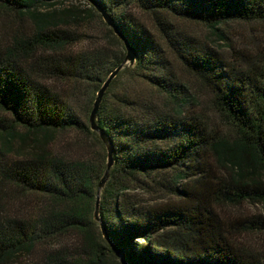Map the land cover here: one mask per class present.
I'll return each mask as SVG.
<instances>
[{"label":"trees","instance_id":"16d2710c","mask_svg":"<svg viewBox=\"0 0 264 264\" xmlns=\"http://www.w3.org/2000/svg\"><path fill=\"white\" fill-rule=\"evenodd\" d=\"M84 1L58 8L59 0H0V11L34 22L29 35L16 32L11 45H0V264H264L229 237L214 209L264 201V63L236 66L179 25L199 23L226 39L221 27L230 22L264 24V0ZM96 6L135 48L133 71L166 97L162 107L115 93L100 105L97 124L114 152L100 198L109 241L94 219L107 165L105 145L90 127L94 101L83 116L44 83L71 80L97 92L124 60L126 54L107 61L100 48L59 54L83 38L70 27L102 22ZM133 7L151 16L157 32ZM171 55L213 92L219 113L237 130L234 140L185 112L191 94ZM16 142L18 154H6ZM219 166L232 174L223 179ZM190 177L193 190L183 186ZM138 190L178 199L146 204ZM245 226L264 230V218Z\"/></svg>","mask_w":264,"mask_h":264},{"label":"rangeland","instance_id":"374dc122","mask_svg":"<svg viewBox=\"0 0 264 264\" xmlns=\"http://www.w3.org/2000/svg\"><path fill=\"white\" fill-rule=\"evenodd\" d=\"M59 1L60 4L57 6L58 8H62L63 5H83L85 3L84 0ZM133 8L134 9L132 11L139 16L140 20L148 25V27L152 28L154 32H157L151 16L137 10L135 7ZM41 10L43 12H47L50 11L51 8L44 6ZM102 22L107 24L104 19H102ZM102 22L94 18L85 24L86 26L81 25L70 27V30L72 29V31H79L82 33L83 38H80L77 43L68 47L65 51L59 52V54L68 55L72 52L84 51L90 48H100L105 49V53L107 54V59L105 60L107 61L115 59L116 57L125 56L126 50L123 47L124 45L122 43L120 44L108 33L107 28L104 27ZM179 25L181 28H185L202 41L210 44L212 47L222 52L228 60L235 63L236 66L240 64L246 69H253L256 65L264 63L263 23L230 22L223 25L221 29L226 33V39L219 38L211 29L199 23L180 22ZM33 28L34 22L31 16L18 18L13 13H9L4 10L0 11V45L2 48H6L12 44V38L16 32L23 35H29ZM39 54L43 55L41 53ZM33 61L34 58H31L25 60V63L31 64ZM171 61L173 63L174 71L187 85L189 94H191V103L186 106L185 112H191L197 116L203 117L209 124L214 135L218 137L223 136L224 138H228L230 141L234 140L238 136L237 130L219 113L217 107L215 106L213 92L197 77L190 73L175 55H171ZM133 65L127 64L125 68L118 73L116 76L117 78L115 77L116 81L114 85H112L110 89L109 85L107 88L109 91L107 92L106 90L104 96L106 95V98L108 97L109 99H114L115 93H117L118 96L123 93H128L130 98L139 97L145 102L152 101L162 107H165V95L157 88L148 84L140 76H137L136 72L132 69ZM44 83L52 91L58 92L62 97L68 99L75 107L81 110L83 116L86 113V107H88L90 101L95 102L98 95V91L95 92V90L90 88V86L79 84L75 85V82L71 80L67 81L56 78H45ZM0 144L4 147V142L2 140H0ZM18 146L17 142L13 144L12 150L6 146L5 153L8 155H17L19 152ZM219 168V172L223 174V179L232 174L225 166H219ZM259 176H261V179L264 180L263 173L260 172ZM183 183V186L189 189L193 190L195 188L194 177L188 178ZM133 193L138 195L146 204L161 203L170 198L178 199L176 196L168 195L167 192L149 193L143 190H138ZM12 204V202L7 203V210L10 211L11 214L14 213L15 209ZM214 209L223 220L229 237L233 239L236 244L240 245L247 251H251L264 258V230H249L245 226L249 220L264 218V201L251 200L245 201L240 205L226 203L216 204L214 205Z\"/></svg>","mask_w":264,"mask_h":264},{"label":"water","instance_id":"95a60500","mask_svg":"<svg viewBox=\"0 0 264 264\" xmlns=\"http://www.w3.org/2000/svg\"><path fill=\"white\" fill-rule=\"evenodd\" d=\"M96 8L101 13V15H102L104 21L107 23V25L110 26L111 28H113L115 33L119 37H121V39L124 41V44H125L126 50H127V53H126L124 60L120 63V65L118 67H116L111 72L109 77L106 79V81L103 83L102 87L98 91L97 98L94 102V105H93V108H92V111H91L90 117H89L91 129L99 134V136H100V138H101L102 142L104 143L106 150H107L106 169H105L104 174L101 177V179L98 183V187H97V199H96V203H95L94 219H95V221H97L100 224V228H101V231H102L104 238L107 241H109V236L107 234L105 225L103 224L101 216H100V198H101L102 190L104 189V187H105V185H106V183L110 177V171H111L112 167L114 166V152H113L112 144L109 141L107 135L97 124V116L99 113V109H100V105L102 103V98L104 96V93L107 90V88L109 87V85L111 84L112 80L118 75V73L123 68H125V66L127 64L133 65L135 63L136 58H137V54H136L135 48L122 36V34L119 33L115 24L112 22L110 15L105 10H103L100 6H96ZM121 262H122V264H126L123 261V259H121Z\"/></svg>","mask_w":264,"mask_h":264}]
</instances>
